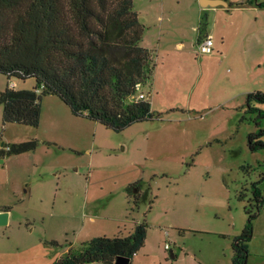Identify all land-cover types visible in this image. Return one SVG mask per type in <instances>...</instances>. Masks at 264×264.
Segmentation results:
<instances>
[{
	"label": "rangeland",
	"instance_id": "1",
	"mask_svg": "<svg viewBox=\"0 0 264 264\" xmlns=\"http://www.w3.org/2000/svg\"><path fill=\"white\" fill-rule=\"evenodd\" d=\"M227 1L207 16L214 49L201 54L198 0H133L140 45L156 55L142 88L152 120L114 132L46 95L33 128L3 125L0 106V143L37 141L34 150L0 157V210L9 212L0 264H53L65 249L127 236L143 220L146 239L130 264H232L244 207L255 211L252 184L262 204L246 264H264V148L247 145L264 120L255 126L246 105L248 93H264V0ZM7 84L0 74V91ZM253 106L264 113L263 103ZM136 183L138 201L136 190L126 191Z\"/></svg>",
	"mask_w": 264,
	"mask_h": 264
},
{
	"label": "trees",
	"instance_id": "2",
	"mask_svg": "<svg viewBox=\"0 0 264 264\" xmlns=\"http://www.w3.org/2000/svg\"><path fill=\"white\" fill-rule=\"evenodd\" d=\"M206 28L204 13L197 40L206 36ZM143 32L133 0H0V74L8 81L0 91L3 125L37 128L40 101L46 95L56 96L74 116H85L114 132L152 120L155 114L148 99L134 98L136 84L150 82L156 67L155 51L140 45ZM11 79H33L34 85L15 89ZM254 102L264 104V93L252 92L246 97L248 111L257 114L254 124L259 126L264 113ZM263 137L264 128L250 133L249 149L264 148ZM36 146V140L3 144L0 157L22 154ZM132 190L137 191L135 201L140 200L137 183L127 187V194ZM251 191L249 205L255 211L244 207L247 222L233 240L232 264H246L251 222L261 208L262 197L255 184ZM239 198L244 195L240 193ZM146 233L143 220L127 236L90 239L76 249L69 248L53 264H113L118 256L131 262L143 247Z\"/></svg>",
	"mask_w": 264,
	"mask_h": 264
},
{
	"label": "built area",
	"instance_id": "3",
	"mask_svg": "<svg viewBox=\"0 0 264 264\" xmlns=\"http://www.w3.org/2000/svg\"><path fill=\"white\" fill-rule=\"evenodd\" d=\"M197 49L201 54H211L213 52V40L209 36H205L201 39H199L196 43ZM11 87H14V83H10ZM144 85L138 83L135 86L136 93L134 95V98L137 100H146L148 99L149 93H144L142 91V88ZM5 150H8V147L5 148Z\"/></svg>",
	"mask_w": 264,
	"mask_h": 264
},
{
	"label": "crops",
	"instance_id": "4",
	"mask_svg": "<svg viewBox=\"0 0 264 264\" xmlns=\"http://www.w3.org/2000/svg\"><path fill=\"white\" fill-rule=\"evenodd\" d=\"M212 0H198V7H199V9H198V25H199V22H200V17H201V15L202 14H206L207 16L209 15L210 16V14L213 12V10H215L216 8H218V7H224V8H228L229 7V3H228V1L227 0H222V1H224L225 2V5H218V6H215V7H211V6H208V4L211 2ZM257 1V0H256ZM202 4H204V5H207V6H203ZM251 8H255L254 7V5H253V7L252 6H250ZM259 8V10L262 8V7H258ZM207 28H208V25H207ZM207 28H206V31H205V35H207ZM197 29H198V27H197ZM198 41V40H197ZM197 41H196V43H197ZM213 45H214V43H213ZM142 47H144V48H146V49H149V50H154L153 48H150V47H148V46H146V45H142ZM214 49V48H213ZM155 51V50H154ZM13 83V82H12ZM149 83V82H148ZM147 83V84H148ZM146 84V85H147ZM14 88L15 89H17L16 88V85L14 84ZM67 251V249H65L64 250V252H63V254L65 253ZM62 254V255H63ZM61 255V256H62ZM60 256V257H61Z\"/></svg>",
	"mask_w": 264,
	"mask_h": 264
},
{
	"label": "water",
	"instance_id": "5",
	"mask_svg": "<svg viewBox=\"0 0 264 264\" xmlns=\"http://www.w3.org/2000/svg\"><path fill=\"white\" fill-rule=\"evenodd\" d=\"M203 6H207L202 4ZM218 5H225V2L222 0H212L208 6L215 7ZM4 143H0V147H3ZM8 217H9V212L8 211H0V226L7 225L8 223ZM113 264H130V260L126 257L123 256H118L114 260Z\"/></svg>",
	"mask_w": 264,
	"mask_h": 264
}]
</instances>
